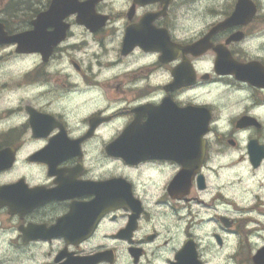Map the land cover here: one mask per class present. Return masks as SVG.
Returning a JSON list of instances; mask_svg holds the SVG:
<instances>
[{
  "label": "flooded vegetation",
  "instance_id": "af4514ba",
  "mask_svg": "<svg viewBox=\"0 0 264 264\" xmlns=\"http://www.w3.org/2000/svg\"><path fill=\"white\" fill-rule=\"evenodd\" d=\"M189 1L0 3L20 40L0 45V264H205L225 247L237 223L213 179L264 168V9L229 21L238 0Z\"/></svg>",
  "mask_w": 264,
  "mask_h": 264
},
{
  "label": "rangeland",
  "instance_id": "374dc122",
  "mask_svg": "<svg viewBox=\"0 0 264 264\" xmlns=\"http://www.w3.org/2000/svg\"><path fill=\"white\" fill-rule=\"evenodd\" d=\"M262 3L264 0H254ZM234 0H216V3H233ZM0 3H38L37 0H0ZM185 3H191L186 0ZM216 188L223 186V195L216 202L217 214H225L237 223L236 230L225 237V247L218 246L208 254V249L204 250L205 264H252L250 258L259 248V243L264 237V231L247 233L252 229L250 225L245 227L247 216L264 223V168L257 172H252L247 167H234L228 173L213 179ZM261 204L257 210L246 213L256 202ZM263 229V228H262ZM219 225H216V232L220 233ZM213 232V231H212ZM211 229L202 228L199 235L201 241L208 243ZM249 236V238H248ZM248 240V241H247Z\"/></svg>",
  "mask_w": 264,
  "mask_h": 264
},
{
  "label": "water",
  "instance_id": "95a60500",
  "mask_svg": "<svg viewBox=\"0 0 264 264\" xmlns=\"http://www.w3.org/2000/svg\"><path fill=\"white\" fill-rule=\"evenodd\" d=\"M69 0H52L51 3H64V2H68ZM243 3H251L249 0H238L237 5H236V9L234 11V13L232 14V17L229 21H234L236 17H240V16H244V15H251L254 14V8H251L247 13L244 12L243 9ZM55 40V39H54ZM58 40L54 41L57 42ZM1 44H17L18 47L20 45V40L18 38V36H12V37H7L5 34L0 35V45ZM257 166V165H255ZM224 220V219H223ZM225 222V226H230L227 223V220H224ZM218 243H219V239L217 238ZM189 248H186V251ZM194 258H195V262H196V254L194 253ZM253 263L254 264H264V247L261 248L260 250H258L256 252V254L253 256ZM198 264V261H197Z\"/></svg>",
  "mask_w": 264,
  "mask_h": 264
}]
</instances>
